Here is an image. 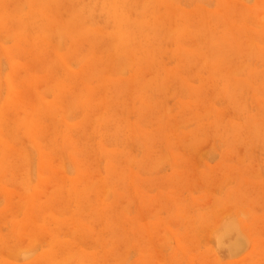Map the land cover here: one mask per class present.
<instances>
[{
  "label": "rangeland",
  "instance_id": "374dc122",
  "mask_svg": "<svg viewBox=\"0 0 264 264\" xmlns=\"http://www.w3.org/2000/svg\"><path fill=\"white\" fill-rule=\"evenodd\" d=\"M144 1L0 0V264H264V0Z\"/></svg>",
  "mask_w": 264,
  "mask_h": 264
},
{
  "label": "bare ground",
  "instance_id": "6f19581e",
  "mask_svg": "<svg viewBox=\"0 0 264 264\" xmlns=\"http://www.w3.org/2000/svg\"><path fill=\"white\" fill-rule=\"evenodd\" d=\"M29 1V0H28ZM82 1V0H81ZM85 1V0H84ZM104 1H106L105 3L108 5V9H109V11H111V14H112V16H113V19H114V21H115V30H114V33H115V37H116V43L117 44H119L120 46H121V48L123 49V50H126V51H128V52H131V54L129 53V56L131 57L132 56V54L133 53H136L137 54V52H140V53H138L139 54V56L140 55H142L143 53V51L142 50H140L139 48H137V47H135L134 46V34L133 33H131V31H130V28H132V27H130V22H132V21H130V20H128L127 18H124L122 15V12L123 11H119V9H121L120 8V5H119V3L121 4V2H123V0H120V1H118V0H104ZM146 1V0H145ZM144 1V2H145ZM69 3H70V1H68ZM73 2V1H72ZM100 2H101V0H100ZM136 2V1H135ZM18 3V2H17ZM16 3V4H17ZM35 3V2H34ZM158 3H160V1L158 2ZM233 3V2H232ZM123 4H125V3H123ZM123 4H122V7H123ZM145 4H146V2H145ZM167 5V4H166ZM146 6V5H145ZM171 6V5H170ZM42 7V6H41ZM44 8V7H43ZM1 9H2V7H1ZM14 9V8H13ZM13 9L11 10V11H13ZM71 9V8H70ZM142 9H143V7H142ZM3 10V9H2ZM9 11V10H8ZM14 11H17L16 9L14 10ZM13 11V12H14ZM18 11H20V9L18 10ZM71 11V10H70ZM75 11V10H74ZM124 11H125V9H124ZM140 11H142V10H140ZM144 11V10H143ZM34 12V11H33ZM39 13V12H38ZM71 13H72V11H71ZM144 13V12H143ZM1 14V13H0ZM13 14V13H12ZM18 14V13H17ZM35 14V13H34ZM34 14H32V16L34 17L35 15ZM181 14V13H180ZM55 15V14H54ZM73 15H75V14H73ZM261 15V14H260ZM31 16V17H32ZM43 17V16H42ZM53 17V16H52ZM76 17V16H75ZM130 17V16H129ZM151 17V16H150ZM197 17V16H196ZM262 17V16H261ZM146 18V17H145ZM16 19V18H15ZM45 19V18H44ZM134 19V18H133ZM137 19V18H136ZM132 20V19H131ZM236 20V19H235ZM83 21H84V19H83ZM136 21V25L140 22H138L137 20H135ZM13 22V21H12ZM17 22V21H16ZM88 22V21H87ZM138 22V23H137ZM143 22H145V21H143ZM147 22V21H146ZM150 22V21H149ZM148 22V23H149ZM156 22V21H155ZM154 22V23H155ZM24 23V22H23ZM54 23V22H53ZM52 23V24H53ZM76 23V22H75ZM83 23H85V22H83ZM83 23H81L80 24V27H83V28H86V25L87 24H83ZM133 24L135 23V22H132ZM141 23V22H140ZM163 23V22H162ZM215 23V22H214ZM14 24V23H13ZM17 24H19V22L17 23ZM16 24V25H17ZM65 24V23H64ZM141 24H143V23H141ZM2 25V24H1ZM20 25H22V23H20ZM44 25V24H43ZM43 25H41V26H43ZM84 25V26H83ZM136 25H135V27H136ZM144 26H146L145 24H143ZM142 25V26H143ZM148 25V24H147ZM4 26V25H3ZM23 26V25H22ZM63 26H65V25H63ZM62 26V27H63ZM74 26V25H73ZM138 27H139V25H137ZM12 27V26H11ZM53 27H55V25L53 26ZM59 27V26H58ZM76 27V26H75ZM80 27H79V29H80ZM134 27V26H133ZM16 28H17V26H16ZM42 27H40V29H41ZM51 28V27H50ZM61 28V24H60V27H59V29ZM65 28V27H64ZM72 28H74V27H72ZM144 28V27H143ZM168 28V27H167ZM166 28V29H167ZM4 29H6V27L4 28ZM39 29V30H40ZM52 29V28H51ZM58 29V28H57ZM56 28H55V31L57 30ZM77 29V28H76ZM169 29V28H168ZM167 29V30H168ZM182 29V28H181ZM180 29V30H181ZM188 29H190V28H188ZM9 30V29H8ZM42 30H43V28H42ZM49 30V29H48ZM63 30H65V29H62V31ZM70 30V29H69ZM139 30V29H138ZM12 32L14 31V29L13 30H11ZM16 31V30H15ZM18 31V30H17ZM16 31V32H17ZM54 31V32H55ZM59 31V30H58ZM66 31V30H65ZM65 31H64V34H66L67 35V33L69 32L68 31V29H67V31L68 32H66L65 33ZM73 31V30H72ZM84 31V30H83ZM164 31V30H163ZM4 32V31H3ZM2 32V33H3ZM10 32V31H9ZM42 32V31H41ZM145 32V31H144ZM169 32V31H168ZM7 33V32H6ZM60 33V31L58 32V34ZM63 32H61V34H62ZM147 33V32H146ZM8 34V33H7ZM55 34H56V32H55ZM152 34V33H151ZM69 35H70V33H69ZM153 35V34H152ZM166 35V34H165ZM170 35V34H169ZM173 36H174V34H172ZM14 36V35H13ZM59 37H60V35H58ZM63 36V35H62ZM172 36V37H173ZM176 36V35H175ZM8 38H9V35L7 36ZM73 37V36H72ZM84 36H83V34H82V38H83ZM104 37V36H103ZM108 37V36H107ZM219 37V36H218ZM6 38V37H5ZM113 39V38H112ZM217 39V38H216ZM83 40V39H82ZM94 41V40H93ZM90 42H91V44L93 43L91 40H90ZM85 43H87V42H85ZM107 43H109V42H107ZM58 44V43H57ZM88 44V43H87ZM136 44V43H135ZM106 45V44H105ZM114 44H112V45H110V46H113ZM92 48V47H91ZM113 48V47H112ZM59 49V48H58ZM57 49V50H58ZM10 51V50H9ZM117 51V50H116ZM151 52V51H150ZM147 53V52H146ZM120 54H122V53H120ZM11 55H13V54H11ZM123 55V57H124V54H122ZM126 55V54H125ZM128 55V54H127ZM145 56H147V57H149L148 55H144V57ZM128 57V56H127ZM133 57V56H132ZM132 57H131V59H132ZM76 58V57H75ZM74 59V58H73ZM77 59V58H76ZM11 60H13V59H11ZM55 60V59H54ZM92 60H90V62H91ZM129 61V60H128ZM42 63V62H41ZM68 63H69V61H68ZM120 63V62H119ZM129 63V62H128ZM131 64V63H130ZM128 65V64H127ZM47 66V65H46ZM106 66V65H105ZM112 66V65H111ZM113 66H115V65H113ZM118 66V65H117ZM124 66V65H123ZM55 67V66H54ZM40 68V67H39ZM43 67H41V69H42ZM46 68V67H45ZM97 68V67H96ZM119 68V67H118ZM117 68V69H118ZM120 69V68H119ZM116 70V69H115ZM40 71V70H39ZM117 71V70H116ZM219 71V70H218ZM222 71V70H221ZM94 72V71H93ZM26 73V72H25ZM78 73V72H77ZM90 73H92V71L90 72ZM89 73V74H90ZM17 74V73H16ZM15 74V75H16ZM79 74V73H78ZM93 74V73H92ZM77 75V74H76ZM96 75V74H95ZM78 76V75H77ZM24 77V76H23ZM92 77H93V75H92ZM96 77V76H95ZM86 78V77H85ZM89 78V76L86 78V79H88ZM91 78V77H90ZM97 78V77H96ZM81 79L83 80V78L81 77ZM30 81V80H29ZM85 81V80H84ZM87 82H88V80H86ZM177 81V80H176ZM12 83V82H11ZM10 84V83H9ZM176 84V83H175ZM55 86V85H54ZM144 86V85H143ZM51 87H53V86H51ZM141 89V88H140ZM143 89H145V88H143ZM35 90V89H34ZM40 91V90H39ZM61 91V90H60ZM80 91V90H79ZM39 94H37V96H38ZM65 95V94H64ZM73 95H74V93H73ZM36 96V95H35ZM74 97V96H73ZM37 98V97H36ZM77 98V97H76ZM88 98V97H87ZM24 99H26V98H24ZM27 99H28V97H27ZM69 100H73V99H70V98H68ZM67 100V99H66ZM26 101V100H25ZM33 101V100H32ZM68 101V100H67ZM75 100H73V102H74ZM27 102H29V101H27ZM35 102V101H34ZM72 102V101H71ZM33 103V102H32ZM9 104H11V103H9ZM17 104V103H16ZM21 104V103H20ZM31 104V103H30ZM36 104V103H35ZM43 104V103H42ZM65 104H67V103H65ZM25 105H27V103L25 104ZM13 107H15V106H13ZM21 107V106H20ZM35 107V106H34ZM42 107V106H41ZM17 108H18V106H17ZM24 108V107H23ZM44 108V107H43ZM48 108V107H47ZM55 108V107H54ZM21 109V108H20ZM31 109V108H30ZM67 109V108H66ZM36 110V109H35ZM42 110V109H41ZM30 111H32V110H30ZM206 111H207V109H206ZM55 112V111H54ZM30 113V112H29ZM32 113L33 114H35V112H33L32 111ZM60 114H61V111L59 112ZM3 114V113H2ZM6 114V113H5ZM22 114H23V112H22ZM32 114V115H33ZM46 114V113H45ZM53 114V113H52ZM30 116V115H29ZM24 118H26V116H23ZM64 117V116H63ZM90 117V116H89ZM65 118V117H64ZM113 118V117H112ZM1 119V118H0ZM2 119H3V117H2ZM16 119V118H15ZM18 119V118H17ZM88 119V118H87ZM23 120V119H22ZM26 120V119H25ZM54 121H55V119H53ZM59 121H60V118L58 119ZM57 120V121H58ZM104 121V120H103ZM222 121V120H221ZM26 122V121H25ZM56 122V121H55ZM17 123V122H16ZM26 124V123H25ZM115 124V123H114ZM87 125V124H86ZM27 127V126H26ZM26 127H25V129H26ZM99 127V126H98ZM115 127V126H114ZM80 129V128H79ZM112 130H115V129H112ZM168 130V129H167ZM115 133V132H114ZM25 135H26V133H25ZM146 135V134H145ZM35 138V137H34ZM2 141V140H1ZM38 141V140H37ZM1 144V143H0ZM35 145V144H34ZM45 164V163H44ZM82 167V166H81ZM47 168V167H46ZM46 170V169H45ZM45 170H44V172H45ZM42 173H43V171H42ZM47 175V174H46ZM120 175H121V173H120ZM118 178H120V177H118ZM2 179V178H1ZM85 180V179H84ZM215 183V182H214ZM87 186V185H86ZM85 186V187H86ZM51 187V186H50ZM85 187H84V189H85ZM88 187V186H87ZM104 187V186H103ZM52 189H54V188H52ZM51 189V190H52ZM81 189V188H80ZM82 190H83V188H82ZM101 191V190H100ZM11 201V200H10ZM162 202V201H161ZM52 203V202H51ZM50 203V204H51ZM175 203V202H174ZM23 204H24V202H23ZM52 206V205H51ZM51 208V207H50ZM34 209V208H33ZM25 210H27V209H25ZM30 211H31V209H29ZM52 210V209H51ZM33 211V210H32ZM44 211V210H43ZM46 212V211H45ZM44 212V213H45ZM59 212H62V210L61 211H59ZM43 213V214H44ZM27 218V217H26ZM29 218V217H28ZM50 218V217H49ZM124 218V217H123ZM29 221V220H28ZM134 221V220H133ZM132 221V222H133ZM13 222V221H12ZM58 223V222H57ZM62 223V222H61ZM160 223V222H159ZM34 224V223H33ZM72 224V223H71ZM12 225H13V223H12ZM20 225V224H19ZM18 226V225H17ZM26 227V226H25ZM29 227H30V225H29ZM38 228V226H36L35 225V228ZM15 228V227H14ZM21 229V228H20ZM19 230V229H18ZM31 229H29V231H30ZM26 231V230H25ZM32 232L34 231V230H31ZM30 231V232H31ZM14 232V231H13ZM28 232V231H27ZM32 232L30 233V234H32ZM34 233V232H33ZM54 233V232H53ZM82 233V232H81ZM139 233V232H138ZM18 234V233H17ZM51 234V233H50ZM49 234V235H50ZM25 235H26V233H25ZM33 235V234H32ZM32 235H27V236H31V237H33ZM45 235H48V234H44V236ZM53 235H56L55 233L53 234ZM52 235V236H53ZM137 235V234H136ZM29 237H28V239H29ZM48 237V236H47ZM50 237V236H49ZM53 237H55V236H53ZM56 239V238H55ZM95 239V238H94ZM50 240H51V237H50ZM49 240V241H50ZM53 240V239H52ZM51 242V241H50ZM55 243V242H54ZM60 244V243H59ZM66 245V244H65ZM51 247H52V245H51ZM65 247V246H64ZM58 248H59V246H58ZM62 248H63V246H62ZM52 249V248H51ZM65 250V249H64ZM74 252V251H73ZM75 252H77V251H75ZM74 252V253H75ZM80 252V251H79ZM66 253V252H65ZM72 253V252H71ZM49 255H51V254H49ZM64 255V254H63ZM69 255V254H68ZM71 255V254H70ZM65 256H66V254H65ZM74 256V255H73ZM50 257H52L51 258V260L53 261L54 259H53V256H49V258ZM64 257V256H63ZM71 257V256H70ZM88 257H90V256H88ZM72 258V257H71ZM70 258V259H71ZM58 259V258H57ZM62 259V258H61ZM50 260V259H49ZM79 260V259H78ZM47 262H48V260H47ZM60 262V261H59ZM64 263L66 262L65 261V259H64V261H63ZM50 263H51V261H50ZM54 263V262H53ZM53 263H51V264H53ZM56 264H58V263H56Z\"/></svg>",
  "mask_w": 264,
  "mask_h": 264
}]
</instances>
